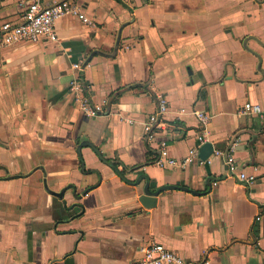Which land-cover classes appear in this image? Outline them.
Masks as SVG:
<instances>
[{
  "label": "crops",
  "instance_id": "0c3cea01",
  "mask_svg": "<svg viewBox=\"0 0 264 264\" xmlns=\"http://www.w3.org/2000/svg\"><path fill=\"white\" fill-rule=\"evenodd\" d=\"M24 1L0 0V26ZM73 1L93 26L65 16L57 42L0 47V264H134L149 242L189 264H264V117L244 113L249 101L264 111V0ZM78 61L92 100L106 101L97 117L70 92ZM157 92L172 157L197 144L202 109L214 151L234 144L256 181L214 151L155 164L144 126Z\"/></svg>",
  "mask_w": 264,
  "mask_h": 264
},
{
  "label": "built area",
  "instance_id": "2783aa9c",
  "mask_svg": "<svg viewBox=\"0 0 264 264\" xmlns=\"http://www.w3.org/2000/svg\"><path fill=\"white\" fill-rule=\"evenodd\" d=\"M130 2L132 0H125ZM23 13L18 21H6L0 26V47L9 46L20 41L27 42H57L59 37L55 29L56 22L65 16H76L82 22L93 26L94 21L87 16L81 4L73 0H58L50 4L45 0H25L23 2ZM123 49L132 48V44L123 42ZM88 62L78 61L72 66L74 77L70 81V92L79 104L83 114L87 117H97L104 113L106 101L95 102L90 96V84L83 81L82 74L85 72ZM156 110L149 114L144 126L145 138L150 143L158 142V154L155 164L159 166L187 164L199 159L201 147L208 143V125L211 115L202 110L194 109L193 114L199 121V134L197 144L190 149L189 155L184 160H178L170 155L168 141L166 138L160 139V134L167 128L165 115L169 110L167 96L162 92L155 94ZM260 104L249 101L244 105V113L255 114L264 117V111ZM233 147V148H232ZM215 150L214 154L226 157V163L230 175L237 177L242 183L251 185L256 181L255 174H248L240 166L231 152ZM218 180L213 185H218ZM259 214L256 219L261 220L264 216ZM134 264H189L180 253L171 250L158 242H149L142 247V257Z\"/></svg>",
  "mask_w": 264,
  "mask_h": 264
},
{
  "label": "water",
  "instance_id": "95a60500",
  "mask_svg": "<svg viewBox=\"0 0 264 264\" xmlns=\"http://www.w3.org/2000/svg\"><path fill=\"white\" fill-rule=\"evenodd\" d=\"M213 151L214 147L212 143L208 142L201 147L199 156L203 160H206L213 153ZM140 200L144 206L151 208L155 206L157 197L155 194L150 193V191L146 189V193L141 196Z\"/></svg>",
  "mask_w": 264,
  "mask_h": 264
},
{
  "label": "trees",
  "instance_id": "16d2710c",
  "mask_svg": "<svg viewBox=\"0 0 264 264\" xmlns=\"http://www.w3.org/2000/svg\"><path fill=\"white\" fill-rule=\"evenodd\" d=\"M117 166H118V162H114V167H115L116 169H117ZM127 169H130V168L125 167V169H124L122 172L124 173L125 170H127ZM122 172L119 171V173H121V174H122Z\"/></svg>",
  "mask_w": 264,
  "mask_h": 264
}]
</instances>
